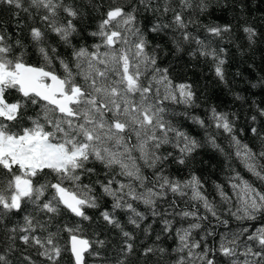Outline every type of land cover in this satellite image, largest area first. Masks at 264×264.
<instances>
[{"label": "snow or ice", "instance_id": "obj_1", "mask_svg": "<svg viewBox=\"0 0 264 264\" xmlns=\"http://www.w3.org/2000/svg\"><path fill=\"white\" fill-rule=\"evenodd\" d=\"M0 8L16 20L0 21V264H264V101L240 125L173 67L186 55L227 86L236 36L212 10L238 11L251 49L248 0ZM205 148L216 179L195 169Z\"/></svg>", "mask_w": 264, "mask_h": 264}, {"label": "trees", "instance_id": "obj_2", "mask_svg": "<svg viewBox=\"0 0 264 264\" xmlns=\"http://www.w3.org/2000/svg\"><path fill=\"white\" fill-rule=\"evenodd\" d=\"M248 3L247 22L260 33L257 43L251 49L247 47L246 39L241 30L244 19L238 18V11L237 13H232L231 9L225 11L220 9L212 10V19L221 23L230 21L233 24L236 44H240L244 50L243 54H241L236 44L225 45L229 51L227 86L217 81L208 66L202 61H192L189 57L182 54L173 63L177 81L189 80L195 82L198 95L202 93L200 98L202 105H216L220 110L236 111L240 116L238 121L240 125H243L245 117L251 114L250 105L253 100L257 103L264 101V87L252 88L251 86L253 83H258L261 77H264V0H248ZM207 19L206 17H201V20L205 23ZM0 21H3L8 30L14 33L16 20L8 10L0 8ZM173 59L170 54L165 59V62ZM237 72L240 75H237ZM233 93H239L245 98L244 101L235 100ZM261 106L264 107V104H261ZM197 112H202V109H197ZM244 139L246 142H251V138L248 136H245ZM198 159L204 162L195 165L198 174L210 175L212 179H216L220 173L224 158L212 149L205 148L200 151ZM237 167L239 166L237 165ZM91 214L93 216L96 215L95 212ZM112 238L113 240L115 239L114 233Z\"/></svg>", "mask_w": 264, "mask_h": 264}]
</instances>
